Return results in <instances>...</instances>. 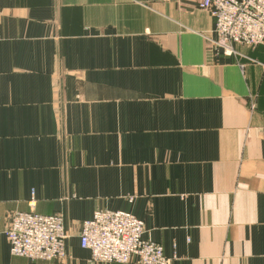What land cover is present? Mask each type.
<instances>
[{"label":"crops","instance_id":"1","mask_svg":"<svg viewBox=\"0 0 264 264\" xmlns=\"http://www.w3.org/2000/svg\"><path fill=\"white\" fill-rule=\"evenodd\" d=\"M199 1L0 0V232L33 205L69 234L45 263L1 233L0 264H108L99 209L173 264H264V45L226 53Z\"/></svg>","mask_w":264,"mask_h":264},{"label":"built area","instance_id":"2","mask_svg":"<svg viewBox=\"0 0 264 264\" xmlns=\"http://www.w3.org/2000/svg\"><path fill=\"white\" fill-rule=\"evenodd\" d=\"M199 7L216 20L219 46L231 54L234 45H264V0H200ZM133 200V197L130 198ZM34 203L35 201L32 200ZM13 213L3 232L14 256L32 261H65L69 234L62 213ZM145 222L126 210H96L81 222L79 242L90 260L101 263L173 264L162 244L145 237Z\"/></svg>","mask_w":264,"mask_h":264},{"label":"rangeland","instance_id":"3","mask_svg":"<svg viewBox=\"0 0 264 264\" xmlns=\"http://www.w3.org/2000/svg\"><path fill=\"white\" fill-rule=\"evenodd\" d=\"M67 257H68V256H67ZM39 262L49 263V262H57V261H39ZM59 262H63V261H59Z\"/></svg>","mask_w":264,"mask_h":264}]
</instances>
